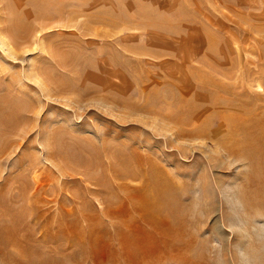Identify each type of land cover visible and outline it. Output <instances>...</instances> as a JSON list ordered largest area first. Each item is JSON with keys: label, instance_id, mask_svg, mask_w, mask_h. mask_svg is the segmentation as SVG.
Masks as SVG:
<instances>
[{"label": "rangeland", "instance_id": "374dc122", "mask_svg": "<svg viewBox=\"0 0 264 264\" xmlns=\"http://www.w3.org/2000/svg\"><path fill=\"white\" fill-rule=\"evenodd\" d=\"M0 264H264V0H0Z\"/></svg>", "mask_w": 264, "mask_h": 264}, {"label": "bare ground", "instance_id": "6f19581e", "mask_svg": "<svg viewBox=\"0 0 264 264\" xmlns=\"http://www.w3.org/2000/svg\"><path fill=\"white\" fill-rule=\"evenodd\" d=\"M253 148V147H252ZM257 154V153H256ZM245 156H246V154H245ZM249 157V156H248ZM252 159V158H251ZM263 160V159H262ZM254 178V177H253ZM257 179V178H256Z\"/></svg>", "mask_w": 264, "mask_h": 264}]
</instances>
